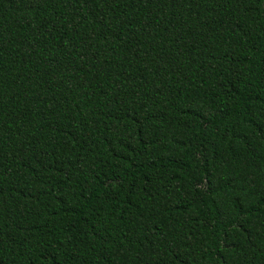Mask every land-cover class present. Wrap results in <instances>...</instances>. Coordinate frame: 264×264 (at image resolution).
<instances>
[{
  "label": "trees",
  "instance_id": "16d2710c",
  "mask_svg": "<svg viewBox=\"0 0 264 264\" xmlns=\"http://www.w3.org/2000/svg\"><path fill=\"white\" fill-rule=\"evenodd\" d=\"M0 264H264V0H0Z\"/></svg>",
  "mask_w": 264,
  "mask_h": 264
}]
</instances>
